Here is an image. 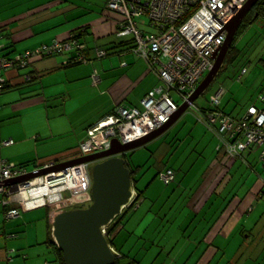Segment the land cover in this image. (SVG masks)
<instances>
[{"label":"crops","instance_id":"crops-1","mask_svg":"<svg viewBox=\"0 0 264 264\" xmlns=\"http://www.w3.org/2000/svg\"><path fill=\"white\" fill-rule=\"evenodd\" d=\"M4 1H7L6 7L2 4ZM76 1L78 2L0 0V21L6 36L4 43L11 45L5 54L17 56L32 48L52 44L55 40L64 41L79 28H87L89 32L87 34L89 50L86 52L90 60L88 62L67 67L68 58L60 56L35 61L32 66L26 68L27 71L9 69L4 73L9 88L0 94V142L13 143L11 146L0 147V162L2 160L8 164H15L26 169L27 173H30L27 169L30 165H34L31 172H36L50 164L60 165L82 157L81 148L90 127L107 115L114 114L119 108L142 109L143 98L154 88L162 85L159 74L150 68L143 56H138L127 47L119 46L121 40L116 38V27L118 20H121V14L111 13L106 6L102 11L94 10L84 4L85 0ZM92 13L97 14L95 18ZM139 21L140 26L145 28V19ZM99 46L109 49V54L102 59L97 58L96 48ZM95 73L99 77L98 82L94 81ZM175 98L178 101V97ZM178 103L180 104L179 101ZM248 107L233 110V115L246 114ZM189 110L193 111L192 114L194 113L200 123L205 124L200 120L201 115L196 105L194 109ZM51 115L52 121L43 120V117L50 119ZM181 116L173 125L178 123ZM217 143L213 160L201 173V181L187 183L189 193L185 207L189 206L192 212L189 224L196 225L193 234L196 245L184 258L183 264H189L191 261H193L191 264H264V210L255 221L250 220L257 208L255 201L264 200V193L259 192L264 189V181L253 195L250 190L237 196L235 193H227L230 183L228 174L238 158H245L246 155L239 154L238 157H233L229 155L227 148L219 149L218 139ZM169 148L161 145L156 154L153 152L154 158L163 159L162 157L169 153ZM134 165L135 163L131 162L129 167L127 161L130 172L135 171L133 175L131 174L132 180L138 178L141 169L138 166L134 168ZM165 168L173 169L171 166L160 165L157 174L159 171H165ZM175 172L174 184L178 182V174L176 170ZM133 184L136 195L135 183ZM184 184H179V188ZM144 196L143 194L134 210L123 218L122 229L118 230L113 243L119 234L121 237L129 234L127 231L129 218L139 204L145 201ZM16 199L15 196L10 198L7 205L0 202V241L5 239L7 246L10 241L16 240L20 233L26 231L28 234L31 226L36 224L35 233L32 234L35 241H30L27 236L25 243L20 244V247L28 249L34 245L45 244L54 252V259L51 262L46 261L45 264H58L55 248L50 243L51 240L55 242L52 220L56 213L52 208L45 206L27 210L15 218H7L8 211L20 206ZM43 208L47 210L46 216L41 211ZM206 208L210 209L208 217L203 216ZM145 234L150 236L148 230ZM43 236H46L45 241L41 240ZM238 238L239 241H236ZM184 246L179 245V250L183 251ZM231 246V256L227 258L226 247ZM111 247L121 255V258L124 256V259L129 258L128 262L141 264L140 260L130 257L133 251L131 248L134 246L128 248V252L118 250L115 243ZM142 247L136 252L141 253L145 250L148 252L150 249ZM19 256H22L23 262L16 261ZM179 258L175 256L172 261L175 263ZM5 261L6 264H28L26 255L15 249L8 250L6 247L4 251L0 246V264H4Z\"/></svg>","mask_w":264,"mask_h":264},{"label":"built area","instance_id":"built-area-1","mask_svg":"<svg viewBox=\"0 0 264 264\" xmlns=\"http://www.w3.org/2000/svg\"><path fill=\"white\" fill-rule=\"evenodd\" d=\"M248 0H108L111 11L121 14L126 20L120 25V37L133 36L134 53L143 56L150 68L159 74L162 85L150 91L142 100V109L136 107L119 108L107 115L87 130V138L82 145L83 156L108 151L114 139L122 144H130L149 136L163 127L179 111V103H189L200 82L212 70L213 55L220 52L226 41L225 27L245 6ZM147 19L157 33L146 35L137 27L138 19ZM74 43V42H73ZM73 43L44 45L27 51L17 59L0 57V94L7 82L4 73L12 67H24L33 59L54 56L72 49ZM75 44V43H74ZM1 48V47H0ZM106 53H101L104 57ZM94 81L99 77L93 74ZM96 84V83H95ZM224 90L213 93L210 104L220 103ZM264 104V89L259 97ZM195 108L194 103L191 105ZM206 125L225 142L228 136H238L239 141L228 144L229 155L238 157L254 147L260 150V160L264 165V110L250 105L246 116L234 119L227 114L200 117ZM208 120V121H207ZM13 141L0 142L1 146H11ZM54 166L50 164L45 168ZM27 170L15 164L0 162V202L6 204L17 197L19 208L6 213L7 218H15L27 210L48 206L55 213L74 208H86L93 197L91 164L84 163L61 172H50L14 186H4L5 181L25 177ZM161 181L172 184L175 172L168 169L160 173ZM8 198V199H7ZM107 227L102 232L107 236Z\"/></svg>","mask_w":264,"mask_h":264},{"label":"rangeland","instance_id":"rangeland-1","mask_svg":"<svg viewBox=\"0 0 264 264\" xmlns=\"http://www.w3.org/2000/svg\"><path fill=\"white\" fill-rule=\"evenodd\" d=\"M74 2L78 1L74 0ZM106 2L107 0H85L84 4L94 10L102 11L106 6ZM2 4L6 7L7 1L2 2ZM91 15L95 18L97 14L92 13ZM144 27L147 30L151 29L147 26ZM237 47L242 51L241 56L235 60L233 59V63L216 77L209 89L196 100V107L207 108L210 94L216 93L221 87L224 90L226 89L222 107L231 110V112L239 108H247L258 97V93L264 85V23L260 22L246 30L237 42ZM243 66L246 67L247 74L241 76L240 69ZM178 101L180 102L179 106H181L182 100L178 98ZM192 112V110H188L179 118L178 123L169 127L163 136L155 138L154 141L147 143L142 148L133 150L124 156L129 167L133 162L135 163L134 168L137 166L141 168L139 170L140 175L136 178L135 183L137 189L143 191L145 201L139 204L134 214L129 218L127 225L129 234L123 237L119 234L114 243L118 250L125 252H128V248L134 246L131 248L133 251L130 257L140 260L141 264H183L184 258L191 253V249L196 245L193 240L196 225L194 223H192L193 225L189 224L192 212L189 206L186 205L185 207L189 193L187 183L196 180L201 181V173L214 158L218 137L205 124L200 123ZM43 120L46 122L48 120L52 121V115L50 119L43 117ZM161 145L169 146V153L163 156V159L154 158L153 152L156 154ZM249 150L251 152L244 153L245 158H238L239 160L232 166L228 174L230 183L227 187V193L229 194L243 195L250 190L253 195L259 190L264 181V166L260 162V150L256 151L254 147L249 148ZM160 165L163 167L171 166L177 171L178 182L176 184L172 183L166 186L159 180L157 171ZM27 169L29 172L33 171L34 165L28 166ZM181 183L185 184L179 188ZM255 204L257 208L252 213V218L250 217V220L254 221L264 210V200L255 201ZM206 209L204 217H208L207 214L210 211L209 208ZM41 211L46 216L47 210L43 208ZM44 225L45 222L42 229ZM35 227H37L36 224L32 225L28 234L26 231L20 233V236L13 242L10 241L7 246L5 239H2L0 241L1 248L4 251L5 247L8 250H18L26 255L28 264L51 262L54 259V252L45 244L34 245L28 249L20 247V244L25 243L27 236H29L30 241H35L32 236L33 232L35 233ZM147 230L150 236L145 234ZM199 231H201V228ZM45 237L43 236L41 240H44ZM236 241H239V238ZM183 244L185 248L181 251L179 245ZM141 246L150 249L148 252L145 250L137 253L136 250ZM226 248V256L229 258L232 246ZM175 256L180 258L174 263L172 259ZM23 260L22 256H19L16 261L23 262ZM128 261L129 258H125L121 263L125 264ZM4 264H6V261Z\"/></svg>","mask_w":264,"mask_h":264},{"label":"water","instance_id":"water-1","mask_svg":"<svg viewBox=\"0 0 264 264\" xmlns=\"http://www.w3.org/2000/svg\"><path fill=\"white\" fill-rule=\"evenodd\" d=\"M257 1L248 0L245 6L227 23L228 25L225 27L227 38L220 52L213 55L215 63L212 70L200 82V86L191 96L190 102L181 105L178 113L163 127L130 144H122L119 140L114 139L108 151L95 155H84L49 168L44 167L36 172L27 173L25 177L2 183L4 186H14L47 175L50 172H61V170L72 168L75 165L84 163L93 165L91 170L92 203L86 208H74L57 213L52 220V234L56 245L63 253L65 264H115L121 258V255L109 244L102 229L111 225L136 198L131 172L127 168V161L124 156L155 140L179 116L189 110L191 103H195L207 91L223 67L225 57L242 21Z\"/></svg>","mask_w":264,"mask_h":264},{"label":"trees","instance_id":"trees-1","mask_svg":"<svg viewBox=\"0 0 264 264\" xmlns=\"http://www.w3.org/2000/svg\"><path fill=\"white\" fill-rule=\"evenodd\" d=\"M105 5H106L107 10H109L111 13H116L118 15L120 14L119 12L111 11L108 8L107 2L105 3ZM139 20H144V18L138 19V21H137V27H139L142 30L143 33H145L146 35H151L153 33H157L158 29L153 27V26H151V24L149 23V21L147 19H145V23H146L147 27L151 28L150 30H147V29L141 27L140 23H139L140 22ZM125 22H126V20L124 19V17L121 16V20L119 19L118 22H117L116 38H117V40H121L120 43H119V46L127 47V49H130L131 51H133V48L135 46V40H134L133 36L127 35V37H120L118 35L119 30H120V25L122 23H125ZM260 22L264 23V0H258L257 3L246 14L244 20L242 21L241 26L239 27L237 33L235 34L236 36H235L234 41H233V43L231 45V48H230L227 56L225 57V62L223 64V67L220 69V71H219L217 76H219L220 73L223 72L225 68H228L229 65H231L233 63V59L235 60V59H237L238 57L241 56L242 51L240 49H238L237 42L243 36V34H245L246 30L254 27L255 25H257ZM88 33L89 32H88L87 28H84V29L79 28V29L75 30L72 34H70V36L64 41L55 40V42H53L52 44H44V45L51 46V45L55 44L56 42L67 43L68 41H70L72 43L73 42L75 43V44L73 43L72 49H70V50H68V51H66L64 53H56V55H54V56H48V57H44V58L33 59L31 62H28V64H26L24 67H12L10 69H14V70H19L20 71L21 69H26V68L32 66L35 61L44 60L46 58H52V57H56V56H66L68 58L67 67L69 65H78L80 63L88 62V61H90L87 58V54H86L87 50H89L88 49L89 45H88V42H87V34ZM5 40H6V36L3 33L2 23L0 21V47H1L0 48V57H2L4 59L14 60V59H17L18 57H20V55L24 54L25 52L32 51V50H27V51L21 52L17 56H13V55H11V53L5 54L11 48V45H6V43H4ZM44 45H41V46H38V47H42ZM38 47H35V48H32V49H36ZM96 49H97L96 50L97 58H99V59H102V58H104L105 56H107L109 54V49L106 48L105 46H103V47L99 46V48H96ZM101 53H106V55H104V57H101L100 56ZM240 71H241V74L243 72L242 76H244L247 73L245 66H243L240 69ZM8 88H9V86H8V83L6 82L5 85H4L3 91H5ZM221 88L224 90L223 87H221ZM263 89H264V86L260 89V92L258 93V97L254 100L253 103L249 104V106L250 105H254V106H257L258 108L264 110V104L260 103V101H259V97H260L261 92L263 91ZM225 93H226V89L224 90V93L222 95L223 97H222L220 103L218 105H216V106H214V105L212 106L210 104V99L212 97V94H210L209 106L207 108H203V107L199 108V106H198V108L196 107V109L199 110V113H200L201 117L205 118V116L214 115V113H223V114L229 115L230 117L233 116L232 118H234V119H242V118H244L246 116V114L235 116V115H233V112L226 111L222 107V103H223V100H224V97H225ZM190 108L192 109L193 107L189 106V109ZM248 109H249V107H248ZM248 109L246 110V113L248 112ZM201 122H204L205 124H207L206 120L205 121L202 120ZM207 128L210 129L209 127H207ZM213 133H214V135L216 134V132H213ZM216 136L218 137L217 134H216ZM239 138H238V136H233V137L228 136L225 142L233 144V143H236L237 141H239ZM218 140H219V143H220V146H219L220 150L224 149V148H228V144L226 145L225 142H223L219 137H218ZM246 152H251V151L248 150ZM246 152H244V153H246ZM244 153H242V154H244ZM260 162H261V160H260ZM137 169H139V168H137ZM168 169H171V168H168ZM168 169L165 168L164 170L167 171ZM172 170L175 172L174 169H172ZM134 172L135 171H131V174L133 175ZM162 172H164V171L163 170L159 171L158 174H157L159 180H161L160 179V173H162ZM175 175H176V172H175ZM132 182L135 183L136 180L133 179ZM135 190H136V198L134 199V202L130 206H128V208L124 209L123 212H122V215L117 217L116 220L113 221L111 223V225H109L106 228V231L108 232L107 233V239H108L109 244H111V245L114 244L113 240H114L116 234L118 233V230L122 229L121 222L123 221V218H125L127 215H129L134 210L135 206L142 199V196H143L142 193L143 192H142V190H138L137 189L136 183H135ZM259 192H262L261 194H263L264 193V189L260 190ZM50 243L55 248V251H56V254H57V258H58V264H65L63 253L60 251L59 247L56 245V243L53 240H51ZM124 257H122L121 259H118L115 262V264H122L121 261H122V259H124ZM125 264H136V262L133 261V262L125 263Z\"/></svg>","mask_w":264,"mask_h":264},{"label":"clouds","instance_id":"clouds-1","mask_svg":"<svg viewBox=\"0 0 264 264\" xmlns=\"http://www.w3.org/2000/svg\"><path fill=\"white\" fill-rule=\"evenodd\" d=\"M91 170H92V168H91Z\"/></svg>","mask_w":264,"mask_h":264},{"label":"flooded vegetation","instance_id":"flooded-vegetation-1","mask_svg":"<svg viewBox=\"0 0 264 264\" xmlns=\"http://www.w3.org/2000/svg\"><path fill=\"white\" fill-rule=\"evenodd\" d=\"M108 227V226H107Z\"/></svg>","mask_w":264,"mask_h":264}]
</instances>
